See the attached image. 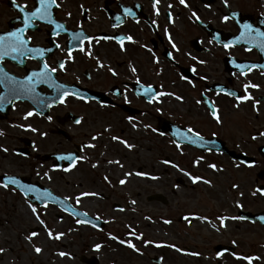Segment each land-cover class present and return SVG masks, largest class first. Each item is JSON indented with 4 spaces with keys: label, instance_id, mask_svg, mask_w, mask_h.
Returning <instances> with one entry per match:
<instances>
[{
    "label": "flooded vegetation",
    "instance_id": "flooded-vegetation-1",
    "mask_svg": "<svg viewBox=\"0 0 264 264\" xmlns=\"http://www.w3.org/2000/svg\"><path fill=\"white\" fill-rule=\"evenodd\" d=\"M57 2L60 7H53V18L65 24L68 32L82 30L93 37L131 35L136 43L125 41V50L121 51L115 39H100L99 43L93 41L91 57L77 48L72 53L74 59L67 60L68 32L55 36L52 26L39 21L28 29L26 35L32 37V46L51 49L45 52L43 61L57 68L54 78L86 99L69 95L64 103L43 108L30 99L6 103L0 109V132L4 133L0 135V168L4 165L10 168L3 170L0 177L15 176L22 183L47 189L60 199L69 197L66 203L92 218L98 227L77 224L76 219L85 217L70 215L58 203L48 201L44 207L45 202L36 201L31 194L27 198L37 211L54 209L59 221L67 220L71 225L69 231H63L67 243L61 249L76 260L75 264H247L237 257L249 255L259 257L252 264H264V223L252 216L264 212V195H252L256 188L264 186V137L258 135L264 131V68L245 69L246 74L241 75L235 66L264 65L258 38L251 44L247 35L237 39L242 24L264 32V0H228L227 6L223 0H186L187 7L179 0H159L156 5L159 15L153 0ZM17 5H26V10L31 11L36 0H0V34L22 26ZM193 12L199 20L192 16ZM225 15L230 17L226 22ZM165 29L179 52L172 49ZM252 37H256L255 32ZM84 47H89L87 42ZM149 48L151 53L147 51ZM168 52H172L173 58H169ZM152 53L159 59L158 64L153 62ZM97 59L106 67L99 68ZM61 60L66 61L65 71L58 68ZM41 63L40 59H24L20 63L5 58L0 67L23 78L38 70ZM109 66L117 76L111 75ZM132 66L137 69L135 74L131 72ZM137 76L142 84H152L157 91L172 92L183 99L163 96L159 98L161 103L150 104L144 95H136ZM182 76L188 77L192 84L181 79ZM246 84L259 86L247 89L253 99L238 102L226 94L235 92L244 96ZM117 89L122 95L113 94ZM37 91L42 97L54 95L46 85L38 86ZM256 100L260 103L254 107ZM209 101L218 109L222 123L217 124L212 118ZM157 108L161 111L157 112ZM32 110L34 115L24 119L25 113ZM129 116L133 117L132 122L127 119ZM77 120L81 122L77 124ZM132 123L137 127L133 128ZM189 127L200 132L209 144L200 147L184 142L177 149L170 142L175 139L172 133L177 128ZM106 128L109 131L105 132ZM97 134L98 138L92 140ZM111 136H118L134 147L129 149L111 140ZM87 144L95 147H85ZM69 154L88 159L63 171L70 162L58 157ZM197 157L203 160L194 164ZM164 160L171 163L164 164ZM211 163L223 170L214 171L208 167ZM181 169L210 180L211 184L202 181L193 184ZM137 172L146 175L137 176ZM125 173L132 175L125 178ZM105 176L107 181L103 179ZM153 176L157 179H152ZM121 179H126L125 184L119 183ZM233 184L238 187L233 188ZM6 190L14 201L24 202L30 212L28 216H34L19 191ZM193 191H197V197L191 195ZM82 192L98 195L82 196L76 204L75 197ZM157 195L162 196L161 200H157ZM145 201L152 206L143 215L147 222L141 215L143 209L138 207ZM1 215L9 217L10 209L3 207ZM185 216L189 219L185 220ZM220 216L245 219H226L221 227L217 219ZM196 217H208L211 223ZM166 220L170 223H164ZM131 229L142 233L143 238L137 240L129 235ZM38 230L28 228L26 236ZM109 234L130 240L140 253L111 239ZM144 241L154 243L146 245ZM96 244L102 247L97 250ZM156 244H174L183 251ZM191 252L199 255H189Z\"/></svg>",
    "mask_w": 264,
    "mask_h": 264
},
{
    "label": "snow or ice",
    "instance_id": "snow-or-ice-1",
    "mask_svg": "<svg viewBox=\"0 0 264 264\" xmlns=\"http://www.w3.org/2000/svg\"><path fill=\"white\" fill-rule=\"evenodd\" d=\"M159 3V0H153V7L154 9H156V5ZM179 3L184 5L185 7H187V3L186 0H179ZM223 3L225 6L228 5V0H223ZM17 7H19V10L22 14V26L21 27H16L14 30H9L7 32H4L2 34H0V63H2L5 58H10L13 61H19L20 63H24V59H40L42 61L40 67L38 70H32L30 71L28 74H26L25 76H23V78H18L15 75H10L7 71H5V69L3 67H0V88H3V91H0V109H2L4 107V105L7 104H14L15 101L21 100V99H30L32 100L34 103H38L39 105H41V107H51L53 103H64L65 98L69 95L75 96L81 100H85L86 98L83 95H80L76 90H72L69 91L67 89V86L63 83L58 82L54 76L53 73H55L57 71V68L55 67H50V65L46 62L43 61V57L45 55L46 51H51V49H45L42 48L40 46H32L31 45V40L32 37L27 36L26 32L28 29L32 28L35 26L36 22H44L50 26H52V33L55 36H59L60 33L62 32H68V29L66 28L65 24L58 22L57 20H55L53 18V7L55 8H59L60 7V3L57 2V0H36V6L31 10L28 11L26 10V5L24 6H20L17 5ZM169 7H171V5H169ZM129 9H125V12H129ZM156 14L159 15V10L156 9ZM68 15L70 16L71 13H68ZM235 13H232V17H235ZM192 16L195 17L197 20H199V17L197 16V14L195 12L192 13ZM117 19H119V17H117ZM169 19L171 22V14L169 13ZM230 19L229 16L225 15L223 17V20L226 22ZM152 24L155 25L156 21L153 20ZM241 28L243 29L240 33V36L237 39H244L245 36L247 35L250 39L247 41L248 43H252L253 39H257V47L259 48V50L264 53V32H261L259 29H253L251 25L249 24H242ZM255 32L256 33V37H252V33ZM165 33L167 34V29H165ZM69 35V46L66 49L67 52V60H73L74 57L72 56V53L75 49L78 48V50L82 53H84L86 56L91 57L92 56V50H91V45L93 43V41H95L96 43H99L100 39H115L117 41V43L120 46L121 51H124V42L125 41H129L132 43H136V41L133 39V37L131 35L128 36H117V37H93V36H88L86 35L82 30L79 31H73V32H68ZM168 35V42L171 45L172 49H174L175 51L179 52V48L177 47V44L173 41V38L170 34ZM85 42L88 43L89 47L86 49L84 47ZM225 48L229 47V44H224L223 45ZM57 48L60 47L59 44L56 45ZM141 47H146L144 45H141ZM251 50V49H248ZM148 52H152V49H147ZM167 55L169 56V58H173L172 56V52H168ZM153 56V62L158 64L159 63V59L155 56V53H152ZM193 59H196L195 57H193ZM200 63H203V61H200ZM66 61L65 60H61L58 62V68L60 71H65L66 67H65ZM97 66L99 68H104L106 67V65H104L103 63H101L98 59H97ZM238 69H240L241 71V75H245V69H247L248 71H251V69L253 68H264V65H257V64H252V65H247V64H236L235 65ZM107 70L111 73L112 76H117L118 73L112 69L110 66L107 67ZM193 72H195V68L192 69ZM131 72L133 74H135L137 72L136 67L132 66L131 67ZM181 79L186 80L189 84H192V81L188 79V77L186 76H182ZM135 83L137 85H139V89L136 92V95H144L145 97H147L148 103H161L160 101V97L163 96H175V98L177 100H182L183 98L181 96H177L175 95V93L172 92H164V91H157L156 89H154L152 84H147L144 85L141 83L139 76H137ZM40 85H46L49 89H51L54 93L53 96L51 97H42L41 94L37 91L38 86ZM194 86V85H193ZM249 87L252 88H258V85L255 84H246L244 85V90H245V95L244 96H237L235 92H228L226 93L227 95L233 96L236 98V100L242 101V100H248V99H253L251 97V95L249 93H247V89ZM114 95H122L120 93V91L117 89L114 91L113 93ZM124 100L127 102V96L124 95L123 96ZM197 103H200V101H197ZM208 103V107L210 109V114L212 116V118L216 121L217 124L222 123L221 121V117L218 114V109L216 108L215 104L213 102H207ZM260 101L256 100L254 103V107L256 104H259ZM104 106V105H101ZM236 107L239 106V104L237 103L235 105ZM157 112L161 111L159 108L156 109ZM35 114H40V113H35ZM32 115H34V110L32 111H28L25 113L24 115V119H27L28 117H31ZM48 119H51V117H48ZM127 119L129 120V122H132L133 117L129 116L127 117ZM81 121L77 120L76 123L79 124ZM20 127H24V125H20ZM28 127H31L30 125ZM132 127L136 128L137 125L135 123H132ZM144 127L146 129L151 128V125H144ZM32 131H36L35 128L31 129ZM152 131H157V129H151ZM105 132L109 131V129H104ZM3 132H0V135H3ZM100 134L94 135L91 137L92 140H96L98 138ZM160 135H164L163 132L160 133ZM172 135L174 137H176V139H172L170 142L175 144V146L177 147V149H180L181 144L184 142H187L189 144L192 145H198L200 147H204L205 145L209 144V141L205 140L204 136L201 135L200 132L195 131L193 128L189 127L186 128L184 130H181L179 128H177ZM213 135H215V133H213ZM259 136L264 137V131H261L258 133ZM257 137L254 135L252 136V139L255 140ZM111 140L113 141H118L120 143H122L125 147L131 149L132 147H134L133 145L129 144L127 141L121 140L120 137L118 136H111ZM85 147H89V148H93L95 147L94 144H87L85 145ZM211 148H208V151H211ZM3 151H7V149H3ZM58 159L60 160H67L69 161V165L68 167L63 168V171H69L70 168L74 167L77 163V161H84L87 160L88 157L86 156H76V155H61L58 157ZM203 160V157H197L196 160L194 161V164H199V162ZM164 164H170L171 161L169 160H164L162 161ZM108 163H116L119 164V161H108ZM242 163H247L249 167L252 166L251 163L248 162H242ZM173 167H178L175 164H172ZM239 165H237L238 167ZM92 167H96L95 164L92 165ZM122 167V165H121ZM208 167L213 169L214 171H222V168H219L217 166V164L215 163H211L208 164ZM181 171L184 173L185 176H188L189 179L192 181L193 184L197 183L198 181H202L205 184H211L210 180L204 179L203 177L196 175L193 176L191 173L189 172H184L183 169H181ZM48 173H45V176H47ZM132 175V173H125V178H127V176ZM135 175L137 176H144L146 175L143 172H137L135 173ZM152 179H157V177L153 176L151 177ZM50 179V177H49ZM103 179L105 181L108 180V177L105 176L103 177ZM126 179H121L119 180V183L121 185L125 184ZM0 187L4 188V189H11L12 191H19L25 198H26V202L28 203V207L30 209V211L33 213V215L36 217L37 221L39 222V224L44 225L45 226V231L47 233V236L49 237V239H60L61 236L64 235V233H55V235L53 234V230L48 228L47 225H45V221L43 219L40 218V215L37 213V207L35 204H33L30 200H27V198L29 197V195L31 194L33 196V198L36 201H43L44 203V207H47V202L51 201L53 203H58L59 205H61L62 210L69 213L70 215H73L74 217H80V216H84L85 219L81 220V219H76V223L77 224H87V225H91L93 228L98 227L97 224L93 223V221L91 219L87 218V213H82L76 210L75 207L72 206V204H68L66 203V201H68L69 197H64L63 199H60L59 197H56L52 194L51 191L44 189L41 190L40 188L36 187L35 185H30V184H24L22 183L17 177L15 176H8L7 174H5L3 177H0ZM233 188H237L238 185L233 184L232 185ZM257 193H259L260 195H264V186H260L258 188H256L252 195H256ZM98 195L95 192H82L80 193L79 196L75 197V203L79 204L80 203V197L82 196H96ZM241 195H243L241 193ZM131 203H135V201H131ZM237 206H240L239 204H237ZM121 211H123L124 209H120ZM198 219L204 220V221H208V217H196ZM97 220L100 219L99 216L96 217ZM150 219V218H149ZM185 220H188L189 217L185 216L184 217ZM217 219L220 221V225L221 227H224V221L226 219H240L243 220L245 219L244 217H226V216H220L217 217ZM260 220L264 221V216L260 217ZM209 223H211V221H208ZM164 223H170V221H164ZM212 227L215 228L216 225L212 224ZM37 235V232L32 231L29 233V235L26 237V239H28L29 241H31L33 239V237H35ZM110 235V238L113 240H118V242L122 245H126L128 248L132 249L134 252L140 253V249L137 248L135 246L134 243H132L130 240L126 241L124 239H119L117 236L114 235ZM129 235L135 236V238L137 240H140L143 238V234H137L135 229H131L129 232ZM144 243L150 244V243H154L152 241H144ZM233 243H235V241H233ZM156 247H161V246H167L170 248H174L176 251H183L182 249H180L179 247H177L174 244H169V245H162V244H156ZM102 247L101 244H96L95 248L97 250H99ZM5 250L3 248H0V253L4 252ZM34 251L36 253H40L42 251V249L38 246H34ZM189 255H199V253H188ZM58 255L60 256H65L66 253L64 252H60L58 253ZM218 255H220V253H218ZM238 259H242L247 261V264H252L253 260H258L259 257L256 256H238Z\"/></svg>",
    "mask_w": 264,
    "mask_h": 264
},
{
    "label": "rangeland",
    "instance_id": "rangeland-1",
    "mask_svg": "<svg viewBox=\"0 0 264 264\" xmlns=\"http://www.w3.org/2000/svg\"><path fill=\"white\" fill-rule=\"evenodd\" d=\"M262 3V2H261ZM264 5V2H263ZM145 154L143 153L142 156ZM10 168L4 165V168H0V174L3 170ZM9 170V169H8ZM192 196L197 197V191L191 192ZM7 201V202H5ZM7 206L10 209L11 215L7 218L0 216V248L5 251L0 253V264H34V263H45V264H75L76 260L71 259L68 255L60 256L58 253L64 252L61 249L63 244L67 241L63 236L60 239H49L45 231V226L39 224L35 216H28L27 206L24 202H17L9 196L8 191L0 187V209ZM142 208V218L144 222V214L151 211V204L145 201L144 204L138 206ZM40 218L45 221V225L53 230L55 233H63L64 230L69 231L71 225L67 220L59 221L54 215V209L50 212L37 211ZM38 227L37 235L33 239L27 242L26 235L28 228ZM26 233V234H25ZM34 246H38L42 249L40 253L34 251Z\"/></svg>",
    "mask_w": 264,
    "mask_h": 264
},
{
    "label": "water",
    "instance_id": "water-1",
    "mask_svg": "<svg viewBox=\"0 0 264 264\" xmlns=\"http://www.w3.org/2000/svg\"><path fill=\"white\" fill-rule=\"evenodd\" d=\"M175 139H176V137H175ZM160 197V196H159ZM254 216V219H256V220H260V217H262V216H264V213H261V214H255V215H253ZM260 221H262V220H260ZM262 222H264V221H262Z\"/></svg>",
    "mask_w": 264,
    "mask_h": 264
}]
</instances>
